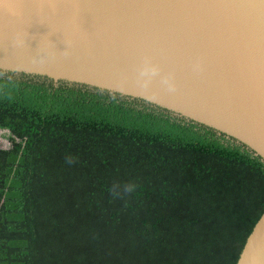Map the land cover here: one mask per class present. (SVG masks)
Returning <instances> with one entry per match:
<instances>
[{
  "label": "trees",
  "instance_id": "16d2710c",
  "mask_svg": "<svg viewBox=\"0 0 264 264\" xmlns=\"http://www.w3.org/2000/svg\"><path fill=\"white\" fill-rule=\"evenodd\" d=\"M0 264H236L264 160L144 99L0 72Z\"/></svg>",
  "mask_w": 264,
  "mask_h": 264
},
{
  "label": "water",
  "instance_id": "95a60500",
  "mask_svg": "<svg viewBox=\"0 0 264 264\" xmlns=\"http://www.w3.org/2000/svg\"><path fill=\"white\" fill-rule=\"evenodd\" d=\"M0 72L144 99L264 160V0H0ZM236 264H264V212Z\"/></svg>",
  "mask_w": 264,
  "mask_h": 264
},
{
  "label": "rangeland",
  "instance_id": "374dc122",
  "mask_svg": "<svg viewBox=\"0 0 264 264\" xmlns=\"http://www.w3.org/2000/svg\"><path fill=\"white\" fill-rule=\"evenodd\" d=\"M9 131L0 128V148L10 146V139L8 138Z\"/></svg>",
  "mask_w": 264,
  "mask_h": 264
}]
</instances>
